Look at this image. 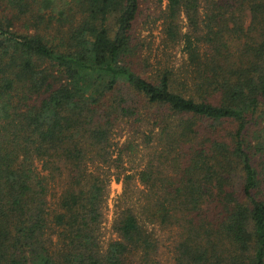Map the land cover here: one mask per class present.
<instances>
[{"label":"trees","instance_id":"16d2710c","mask_svg":"<svg viewBox=\"0 0 264 264\" xmlns=\"http://www.w3.org/2000/svg\"><path fill=\"white\" fill-rule=\"evenodd\" d=\"M146 1L0 0V264H150L146 223L173 231L168 264H264V0H154L185 60L148 75ZM141 109L151 149L122 196L141 188L101 248L94 160Z\"/></svg>","mask_w":264,"mask_h":264},{"label":"rangeland","instance_id":"374dc122","mask_svg":"<svg viewBox=\"0 0 264 264\" xmlns=\"http://www.w3.org/2000/svg\"><path fill=\"white\" fill-rule=\"evenodd\" d=\"M166 0H161L159 8L163 9ZM207 3V0H204ZM204 1H201L199 12L201 15L209 12V7H204ZM142 13L136 20V34L142 43L140 51L141 57H145L149 63L146 73H153L157 69L171 66L174 71H179L180 65L185 60V53L182 50L180 41L168 42L162 32L161 19L156 17L155 1L147 0L141 4ZM248 21V18L245 20ZM247 24V23H246ZM178 25L181 33L188 31L187 21L183 14L178 18ZM200 25H202L200 23ZM146 75V74H144ZM182 75V72H181ZM141 109V120L120 119L113 126L109 141L104 147L106 157L97 156L94 160L100 176L104 179L105 193L100 208L101 216L98 223L99 243L104 248L108 241L115 238V233L111 223L118 204L124 200V196L129 194L135 188H141V185L134 181H128L125 184L126 195L122 196L124 188L122 178L125 174H133L147 161L151 144L148 146L143 141V135L148 134L152 128V118L143 113ZM155 131V130H153ZM153 146V145H152ZM150 147V148H149ZM98 168V169H97ZM124 189V190H125ZM56 190H51V198L54 197ZM148 229L152 228L157 239V250L151 256L150 264H168L173 254L172 243L174 233L168 228H158L157 225L145 224Z\"/></svg>","mask_w":264,"mask_h":264}]
</instances>
